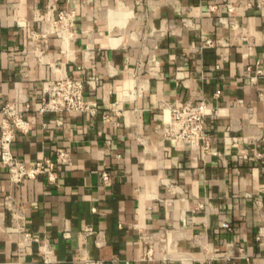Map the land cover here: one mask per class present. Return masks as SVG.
Masks as SVG:
<instances>
[{"label":"crops","instance_id":"obj_1","mask_svg":"<svg viewBox=\"0 0 264 264\" xmlns=\"http://www.w3.org/2000/svg\"><path fill=\"white\" fill-rule=\"evenodd\" d=\"M46 4L0 0V124L5 101L29 104L13 150L57 165L15 184L0 161V264H264V0ZM62 75L96 115L39 111ZM189 100L217 110L216 153L162 138L164 104Z\"/></svg>","mask_w":264,"mask_h":264},{"label":"built area","instance_id":"obj_2","mask_svg":"<svg viewBox=\"0 0 264 264\" xmlns=\"http://www.w3.org/2000/svg\"><path fill=\"white\" fill-rule=\"evenodd\" d=\"M59 0H47V9L50 12L57 10ZM229 10L233 8L229 6ZM74 12L60 10L58 19L55 20L59 35L63 39H71L75 34ZM45 32L40 36H44ZM211 41H208L210 43ZM258 73H262L261 70ZM254 76L252 79H256ZM113 105H118L115 103ZM113 110L120 111L118 107H111ZM31 106L26 104L25 109H21L15 101H5L1 107L2 121L0 124V161L7 169L11 182L20 184L29 179H36L40 175H45L51 181L57 178V165L51 158H45L35 163L28 164L17 156L13 150L14 141L19 133L28 134L32 131L33 123L30 118L25 116ZM39 111L45 113H74L85 112L96 115L99 109L92 104L85 94L84 81L82 79L62 75L58 79L45 80L42 83L41 107ZM217 110L211 107L206 101L194 102H166L163 112L158 114L161 121L159 129L163 139L174 143L176 146L190 144L197 146L202 144L204 153H216L211 145L212 136L207 128V121L210 116L216 115ZM108 117V114H106ZM70 154L60 149L59 159L67 163L70 161ZM107 181L109 175L104 173ZM12 198L8 197V205L11 206ZM87 232L93 233L92 228H87ZM26 236L30 233L24 232ZM47 254V253H45ZM46 256V255H45ZM45 264H52L47 256ZM89 264H100L92 262Z\"/></svg>","mask_w":264,"mask_h":264}]
</instances>
